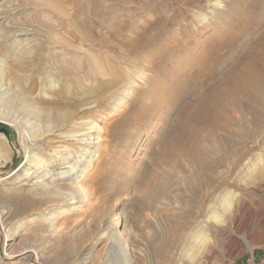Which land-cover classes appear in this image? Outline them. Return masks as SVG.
<instances>
[{
	"label": "rangeland",
	"instance_id": "1",
	"mask_svg": "<svg viewBox=\"0 0 264 264\" xmlns=\"http://www.w3.org/2000/svg\"><path fill=\"white\" fill-rule=\"evenodd\" d=\"M0 16V109L14 100L17 121L24 109L31 116L45 110L48 104L34 96L43 90L40 76L46 70L54 73L55 90L63 87L66 94L53 107L64 111L89 103V114L79 120L107 128V150L88 173L97 195L103 192L102 202L97 211L76 215L59 200L74 191L65 174L71 166L49 154L47 144L32 150L43 167L22 175L23 139L27 131L38 136L43 124L28 128L24 119H0L6 136L0 143L6 157L0 159V212L13 236L5 253L30 248L37 261L0 255V264H97L116 222L130 227L135 243L145 246L154 236L163 245L164 227L138 235V207L152 203L139 188L170 197L176 219L190 220L207 179L215 177L229 182L232 205L214 207L202 236L185 249V260L264 264V79L254 82L249 95L223 92L264 44V0H0ZM10 29L22 33L11 37ZM192 147L189 157L185 150ZM38 174L54 192L43 203L28 189ZM127 229L119 232L124 247L130 246ZM85 251L89 261L81 260Z\"/></svg>",
	"mask_w": 264,
	"mask_h": 264
},
{
	"label": "bare ground",
	"instance_id": "2",
	"mask_svg": "<svg viewBox=\"0 0 264 264\" xmlns=\"http://www.w3.org/2000/svg\"><path fill=\"white\" fill-rule=\"evenodd\" d=\"M1 18H3V16H0V19ZM21 33L22 32L18 31L17 29H10L8 31V36L17 37ZM47 59H51V57L48 56ZM241 69L242 70H238V73L236 72L234 73L236 75H232L231 77L232 79L230 78L231 80H228L230 81V83L227 86L226 91H223V92H227L230 96H234V95H237V93H239V96H240V94H244V93L246 94L247 92L253 90L252 88H254L255 81L264 79V44H262V48L259 51H257L254 55H252L249 58L246 65L242 67ZM13 74L14 73H11L10 74L11 76L9 77L10 78L14 77ZM2 76H0V99H2L5 96L4 94L5 87H3V83H2L3 81L2 79L4 77L2 78ZM53 76H54L53 72L51 71L46 72V70L43 71V75L40 76L41 81L43 78L42 83H45L43 86V90L40 91L39 93L37 92L34 96L35 100L46 102L48 104V107L45 108V110L40 111L35 116H31L29 112L30 111L29 108H28L29 110L24 109L23 112L20 114L21 116L18 120L20 123H21V119H24V121L28 122V126H27L28 128H34V126L36 125V122H40L44 126L43 130L39 131L40 133L38 136L37 135L34 136L33 134H28V131H27L26 132L27 136L25 137L23 135L25 139H23L22 137L24 141L21 145L22 146L21 149L23 150L22 153L24 156L23 162L27 163L26 164L27 166L24 168L22 175L23 176L27 175L32 170L31 168L32 166H36L37 168L43 167V163L40 160H38L39 159L38 151L33 152L32 150H36L38 147L40 148V146L41 148L43 146L45 147L44 144H47V146H49L50 149L52 148L49 154H52L54 157L59 158L63 164H66L65 165L66 167L71 166L70 167L71 170H69L70 172H67L65 174H67L68 176L69 175L71 176V177L69 176L70 178L69 179L67 178V180H70V182L74 183V184L71 183L74 186V191H69L68 193L62 194L61 197L59 198L60 202H62V204L65 205L64 207L69 209L70 212L71 211L73 213L76 212L75 213L76 215H80L82 212H85V211L94 212V211H97L100 207V203L102 202V198H103L102 197L103 192L101 195H97V191L93 187L92 185L93 182L88 177V173L96 170V166L99 162V157L97 155L101 152V150L102 149L107 150V146H106L107 145V136H106L107 128H105V126L103 127V126H97L93 124L92 120H89L90 118L89 119L86 118L85 120L84 119L79 120L81 117L87 116L89 114V112L87 113L86 111H84L90 108L91 105L89 106L87 105L89 103H83L80 101L77 104H75L73 108L72 107L65 108L64 111L63 110L61 111L53 107V104L55 103L57 99L58 100L65 99V95H66L65 89L63 87L59 88L58 91L55 90V86L53 85V81H54V78H52ZM24 93L25 94L22 96L23 102L27 100V97L29 96L28 94L30 93V91L28 92V89L26 88L24 89ZM261 94L262 93H260V95ZM247 95L249 94L247 93ZM243 97L241 95L242 99ZM231 99H230V102H231ZM9 104L10 105L2 106L4 109H7V110L0 109V119L9 120L13 124L18 123L16 118L19 116V114L14 113L15 111L13 109H12L13 111L11 110V108L15 106V101L13 100ZM67 112H70L71 115L69 116L71 117L66 118ZM66 123L68 124L69 128L68 129L65 128L66 130H61L60 125L66 124ZM20 125L21 124H18V126ZM94 134H96V136ZM3 140H6V136L4 134H0V143ZM196 145H198V143ZM194 147L196 148V146ZM194 147L190 149L187 148V151L185 150V152H187L189 157L194 156L195 154ZM167 148L169 149V146L166 147V149ZM168 149L167 151H170ZM172 149L173 148H171V150ZM78 150H81L79 154H77L79 152ZM96 151H97V154L95 155L94 158H92V156L95 154ZM163 152H166L165 148ZM170 152L172 153V151ZM5 158H6L5 155L0 151V159L4 160ZM195 159H197V157ZM3 171L0 170V177ZM45 178H46L45 175L38 174L32 179L30 183L31 186L30 188H28L29 191H32L33 195L40 196L39 198L40 203H43L44 201L46 202V197L49 194L54 193L50 189L51 188V186H49L50 184L48 185L45 182ZM217 179L218 177L217 178L215 177L213 180H209V181L207 179L205 183V192L203 193L202 196L200 195L197 206L194 205V207L196 206V210H194L195 213L193 217L190 216L191 214L189 215L190 220L187 219L188 216L186 217L187 220L186 219H183V220L176 219V215L173 214L175 210L172 208L175 206H174L173 200H171L170 197L168 196L165 197L159 194L153 188H150V189H148V187L147 189L144 187L139 188L140 189L139 191L141 192V195L144 197V199L145 198L149 199L152 201V203L148 204V203L142 202V204H140L138 207L139 211L141 210L142 212V214H140L134 220V225L137 227V230L139 231L138 235L139 237H141L143 236V232H142L143 230H146V229L150 230L151 228L161 226V227H164V231H165V236H164L165 244L162 245L160 243H157V241L153 239L155 238L154 236L153 237L150 236L149 238L145 239L146 241L145 246H143L142 241L135 243L132 238L133 232L130 229V227L129 229H127L125 227V224H122L123 227L121 228L120 225H118V223L115 221L116 222L115 230H113L114 232H112V235L109 237V240L107 241V245L105 248L106 253L97 264H192L191 260H190L191 262H187L185 260L186 258H184V257H187L186 254L184 253L185 249L187 248L188 250V246H190V244L195 241V238H197L200 235V232L203 229V227L201 226L206 222L208 223V219L214 216V213H215L214 207L216 205L222 206L223 209H228L232 205L234 193L231 191L232 189L230 190V188H228L229 182L224 177H220L218 180ZM197 195L198 194H196V196ZM104 199H105V196H104ZM82 207L84 210L81 209ZM171 208L173 209V211ZM170 209H171L170 212H172L171 214L165 212ZM31 218L32 217H30L29 219ZM177 218H178V215H177ZM8 225H9L8 217L5 216L4 213L0 212V255H1V258L3 260H15L16 258L17 259L34 258L33 259L34 263L37 262L34 257L35 254L32 252L30 248L25 249L23 252H21L18 255H8L7 253H5L6 246L8 245L7 238H9V236H12L11 234H9L10 225L9 226ZM125 229H127L125 236L127 237V240L130 242L129 247L127 246V244H125V247L123 246L124 244L122 243L121 236L119 235V232ZM153 232H156V231H153ZM87 248L88 247H86V249ZM89 248H90V245H89ZM128 249L129 251H127ZM88 255L89 254L86 251L84 252V254L82 253L81 260L89 261L90 256Z\"/></svg>",
	"mask_w": 264,
	"mask_h": 264
},
{
	"label": "clouds",
	"instance_id": "3",
	"mask_svg": "<svg viewBox=\"0 0 264 264\" xmlns=\"http://www.w3.org/2000/svg\"><path fill=\"white\" fill-rule=\"evenodd\" d=\"M217 6H218V7H222V4L217 3Z\"/></svg>",
	"mask_w": 264,
	"mask_h": 264
}]
</instances>
